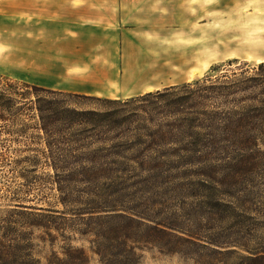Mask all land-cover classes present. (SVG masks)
I'll return each mask as SVG.
<instances>
[{
    "label": "trees",
    "instance_id": "16d2710c",
    "mask_svg": "<svg viewBox=\"0 0 264 264\" xmlns=\"http://www.w3.org/2000/svg\"><path fill=\"white\" fill-rule=\"evenodd\" d=\"M0 166L20 180L1 223L0 264H36L28 228L41 229L50 245L67 231L92 235L100 264H136V243L155 234L218 245L200 236L207 231L202 222L184 236L178 220L154 218L137 189L182 178L211 198L217 169L232 177L264 167V60L228 61L203 77L127 98L0 74ZM33 185L44 205L29 203ZM117 194L121 208L113 204ZM245 251L264 264L263 248ZM89 263L87 250L70 242L47 258V264Z\"/></svg>",
    "mask_w": 264,
    "mask_h": 264
},
{
    "label": "rangeland",
    "instance_id": "374dc122",
    "mask_svg": "<svg viewBox=\"0 0 264 264\" xmlns=\"http://www.w3.org/2000/svg\"><path fill=\"white\" fill-rule=\"evenodd\" d=\"M116 1L111 0V4ZM123 1L126 7L120 10V17L124 14L126 23L138 30L126 39L127 48L139 55L150 54L153 68L159 75L169 76L168 82L179 84L203 77L217 65L225 67L228 61L253 65L264 60V0ZM13 27L11 32H0V74L27 82L28 73L23 72L20 59V20ZM230 172L227 168L217 169V191L211 198L189 179L139 186L137 195L142 201L149 200L147 208L154 218L178 220V234L184 236L190 234L189 230H198L197 225L202 222L207 231H198L200 236L215 240L218 245L203 246L176 236L155 234L136 243V264H254L246 257L245 249H264V167L242 172V176L231 177ZM228 174L230 177L226 178ZM18 186L20 180L9 166H0V237L5 231L1 223L14 203L12 192ZM40 189L38 185L31 186L32 193L27 197L30 204L44 205L37 195ZM18 195L22 197L24 193ZM114 198L113 204L121 208L120 195ZM193 227L196 228L192 230ZM27 231L36 264H47L51 251L60 254L67 242L84 247L89 264H100L98 255L91 251L92 235L67 231L50 245L41 241V229Z\"/></svg>",
    "mask_w": 264,
    "mask_h": 264
},
{
    "label": "crops",
    "instance_id": "0c3cea01",
    "mask_svg": "<svg viewBox=\"0 0 264 264\" xmlns=\"http://www.w3.org/2000/svg\"><path fill=\"white\" fill-rule=\"evenodd\" d=\"M125 7L123 0H0V32L20 20L23 72L43 87L127 98L176 84L159 75L150 54L127 48L138 30L120 17Z\"/></svg>",
    "mask_w": 264,
    "mask_h": 264
}]
</instances>
